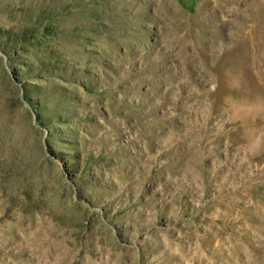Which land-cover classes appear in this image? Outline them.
<instances>
[{
	"label": "rangeland",
	"instance_id": "1",
	"mask_svg": "<svg viewBox=\"0 0 264 264\" xmlns=\"http://www.w3.org/2000/svg\"><path fill=\"white\" fill-rule=\"evenodd\" d=\"M230 17L216 0H0V264H252L264 123L230 150L247 104L210 102ZM250 47L245 78L264 74Z\"/></svg>",
	"mask_w": 264,
	"mask_h": 264
},
{
	"label": "bare ground",
	"instance_id": "2",
	"mask_svg": "<svg viewBox=\"0 0 264 264\" xmlns=\"http://www.w3.org/2000/svg\"><path fill=\"white\" fill-rule=\"evenodd\" d=\"M241 2L242 0H216L217 6H222L223 8L227 7L229 9L231 17L226 18L225 21L230 22L235 27L236 32L235 34L233 33L235 36L233 37V42L230 47H225L218 41L216 42V54H211L215 56L214 59L221 63H217L214 67L217 71V75L214 77V82L217 85L215 86L217 88L214 89L210 102L215 105L216 102L224 104L236 98L239 102L247 104V108L243 111L244 113L242 116L246 119H250L247 123L242 122L238 125L240 131L232 137L234 138V144L230 147V150L235 149L238 144L244 145L245 147L247 146V136L244 134V132L248 130L246 124H249L251 128L254 123H264V74H251L248 78L244 77L245 72H249L248 69L250 67L249 52L252 47H250L251 37L255 36L259 44L264 46V0H251L243 9L236 6ZM217 18L218 16H216V19ZM196 23V51L201 57L207 59L205 56V52L207 51L203 48L205 38L204 34L201 32L204 30V27H207V24L201 19ZM217 48H219L218 51ZM236 74L239 82L235 80ZM260 134H262V132ZM261 140H263V136ZM257 152H264V144L262 147H258ZM251 220H254V218H251ZM258 225L264 228V221H260ZM247 261L252 264H264V244L255 249L247 250Z\"/></svg>",
	"mask_w": 264,
	"mask_h": 264
}]
</instances>
